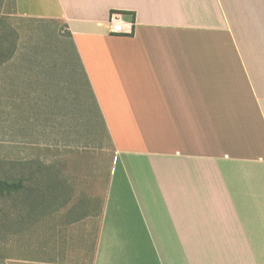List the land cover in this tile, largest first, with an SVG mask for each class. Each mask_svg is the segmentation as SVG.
<instances>
[{
	"label": "crops",
	"instance_id": "crops-1",
	"mask_svg": "<svg viewBox=\"0 0 264 264\" xmlns=\"http://www.w3.org/2000/svg\"><path fill=\"white\" fill-rule=\"evenodd\" d=\"M12 1L64 25L113 155L98 214L58 210L49 249L6 264H264V62L224 0Z\"/></svg>",
	"mask_w": 264,
	"mask_h": 264
},
{
	"label": "rangeland",
	"instance_id": "rangeland-1",
	"mask_svg": "<svg viewBox=\"0 0 264 264\" xmlns=\"http://www.w3.org/2000/svg\"><path fill=\"white\" fill-rule=\"evenodd\" d=\"M224 3L245 56L264 62V0ZM112 155L64 25L20 18L0 0V179L33 173L26 187L35 184L0 195V264L42 256L58 210L97 215Z\"/></svg>",
	"mask_w": 264,
	"mask_h": 264
},
{
	"label": "built area",
	"instance_id": "built-area-1",
	"mask_svg": "<svg viewBox=\"0 0 264 264\" xmlns=\"http://www.w3.org/2000/svg\"><path fill=\"white\" fill-rule=\"evenodd\" d=\"M108 33L115 36H132L134 33V22L126 21L123 13L114 11L108 19Z\"/></svg>",
	"mask_w": 264,
	"mask_h": 264
},
{
	"label": "trees",
	"instance_id": "trees-1",
	"mask_svg": "<svg viewBox=\"0 0 264 264\" xmlns=\"http://www.w3.org/2000/svg\"><path fill=\"white\" fill-rule=\"evenodd\" d=\"M34 175L33 173L30 174V176L24 177L20 175L19 177H13L10 180H1L0 179V195L3 194H10V193H21V192H33L35 184L32 185L31 189L26 187V182H33Z\"/></svg>",
	"mask_w": 264,
	"mask_h": 264
}]
</instances>
